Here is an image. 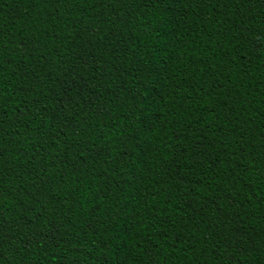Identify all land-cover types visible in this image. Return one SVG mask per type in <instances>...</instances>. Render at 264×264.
Segmentation results:
<instances>
[{
  "label": "trees",
  "instance_id": "16d2710c",
  "mask_svg": "<svg viewBox=\"0 0 264 264\" xmlns=\"http://www.w3.org/2000/svg\"><path fill=\"white\" fill-rule=\"evenodd\" d=\"M0 264H264V0H0Z\"/></svg>",
  "mask_w": 264,
  "mask_h": 264
}]
</instances>
